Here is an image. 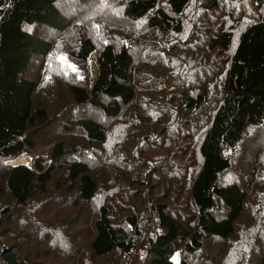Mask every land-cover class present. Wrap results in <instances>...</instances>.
<instances>
[{"label": "trees", "instance_id": "16d2710c", "mask_svg": "<svg viewBox=\"0 0 264 264\" xmlns=\"http://www.w3.org/2000/svg\"><path fill=\"white\" fill-rule=\"evenodd\" d=\"M1 242L264 264V0H0Z\"/></svg>", "mask_w": 264, "mask_h": 264}, {"label": "rangeland", "instance_id": "374dc122", "mask_svg": "<svg viewBox=\"0 0 264 264\" xmlns=\"http://www.w3.org/2000/svg\"><path fill=\"white\" fill-rule=\"evenodd\" d=\"M61 58H63V59H61ZM59 60L61 61V67H62V69L66 73L67 72H74V73H77L78 75L84 74V73H82V71L80 70V68L78 66H76L75 64H73L72 62H70L64 55H60L59 56ZM69 65L74 66V68L76 70L73 71L72 68L69 67ZM88 68L90 69V72L92 71L94 73L93 74V77H94L96 75V72H97V69H96L97 67L95 65V55H94V53L90 56ZM19 161H21L23 163H29L30 162V158L27 157V156H23V157L19 158L16 162L18 163ZM1 240H3V238H1ZM1 243H3V242H1ZM0 259H2V258L0 257ZM171 260H172V263L173 264H179V261H180V252L179 251H175L174 254L172 255Z\"/></svg>", "mask_w": 264, "mask_h": 264}, {"label": "water", "instance_id": "95a60500", "mask_svg": "<svg viewBox=\"0 0 264 264\" xmlns=\"http://www.w3.org/2000/svg\"><path fill=\"white\" fill-rule=\"evenodd\" d=\"M23 162L19 161L17 164H22ZM25 164V163H24ZM1 252H0V257L4 261V264H17V258L14 254V251L6 247L5 244L1 243Z\"/></svg>", "mask_w": 264, "mask_h": 264}, {"label": "snow or ice", "instance_id": "6c2138e0", "mask_svg": "<svg viewBox=\"0 0 264 264\" xmlns=\"http://www.w3.org/2000/svg\"><path fill=\"white\" fill-rule=\"evenodd\" d=\"M61 59H63V58H61ZM69 67L72 68L73 71L76 70V69L74 68V66L69 65ZM65 74H66V73H65Z\"/></svg>", "mask_w": 264, "mask_h": 264}]
</instances>
